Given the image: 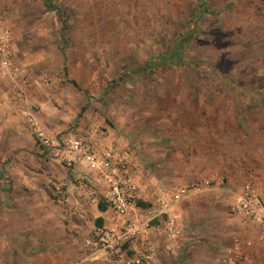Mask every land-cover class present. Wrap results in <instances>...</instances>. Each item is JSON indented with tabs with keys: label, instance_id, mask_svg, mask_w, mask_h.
<instances>
[{
	"label": "rangeland",
	"instance_id": "374dc122",
	"mask_svg": "<svg viewBox=\"0 0 264 264\" xmlns=\"http://www.w3.org/2000/svg\"><path fill=\"white\" fill-rule=\"evenodd\" d=\"M0 19L7 52L36 53L37 76L70 117L55 132L58 146L87 136L82 117L102 139L120 138L106 146L125 149L136 175L165 180L166 191L191 193L206 181L254 187L264 149V0H0ZM169 53H183L184 64L140 71ZM232 167L247 168L246 178ZM93 225L87 236L105 226Z\"/></svg>",
	"mask_w": 264,
	"mask_h": 264
},
{
	"label": "crops",
	"instance_id": "0c3cea01",
	"mask_svg": "<svg viewBox=\"0 0 264 264\" xmlns=\"http://www.w3.org/2000/svg\"><path fill=\"white\" fill-rule=\"evenodd\" d=\"M2 20L0 25L5 23ZM2 31L6 29L0 28L1 260L13 257L15 264H138L145 256L142 264H225L232 256V264H264V243L258 239L257 227L229 211L242 190L240 184L197 183L191 193L174 201V192L164 189L165 180L145 173L137 176L130 162L129 175L137 187L132 218L145 222L146 233L129 246L120 261L101 255L88 259L82 241L93 221L100 219L113 228L119 220L113 222L79 187V180L97 182L96 174L84 162L67 167L66 155L54 143L60 139L55 132L65 130L70 117L54 107L50 87L37 76L36 53H8L9 33L6 38ZM80 119L86 135L98 146L121 145L120 138L102 139L94 124L95 128ZM36 131L50 138L49 149L36 145ZM187 151L193 153V148ZM255 165L260 174L254 175L253 183L264 202V149L259 150ZM246 169L237 167L235 173L246 178L242 174ZM61 185L68 196L65 204L56 202V189ZM235 243L238 248L233 250Z\"/></svg>",
	"mask_w": 264,
	"mask_h": 264
},
{
	"label": "built area",
	"instance_id": "2783aa9c",
	"mask_svg": "<svg viewBox=\"0 0 264 264\" xmlns=\"http://www.w3.org/2000/svg\"><path fill=\"white\" fill-rule=\"evenodd\" d=\"M7 38V31H2ZM35 143L40 148L49 149L52 146L50 138L42 131L34 133ZM60 152L66 155V166L84 162L96 174L98 181L89 182L79 180V187L86 190L89 198L97 204L102 203L104 210L115 220H119L116 227L106 226L93 228L84 239L83 248L91 255L103 257L118 256L120 261L129 246L146 233V224L138 218H132L136 207L137 187L129 175V155L125 149L117 145L98 146L87 136H72L65 139L60 146ZM68 157V158H67ZM61 185L56 189V202L65 204L68 196ZM188 190L179 188L173 193L174 201H180ZM230 212L253 223L258 230V239L264 243V203L258 196L256 189L246 183L230 206ZM136 215V214H135ZM250 245V242L246 243ZM238 248L237 243L233 250ZM147 257L142 256L138 264L145 263ZM234 257L228 256L224 263L232 264Z\"/></svg>",
	"mask_w": 264,
	"mask_h": 264
},
{
	"label": "trees",
	"instance_id": "16d2710c",
	"mask_svg": "<svg viewBox=\"0 0 264 264\" xmlns=\"http://www.w3.org/2000/svg\"><path fill=\"white\" fill-rule=\"evenodd\" d=\"M185 44V40L184 39H178V49H182L184 47ZM184 55L183 53H169L166 56H161L155 59H151V62L144 65V67H142L140 69V71H149L152 68H154L155 66H167V65H176V66H180L182 64H184ZM139 69V68H138ZM101 210H104V207L101 206L100 207ZM99 223V225L101 224V220L99 219L97 221Z\"/></svg>",
	"mask_w": 264,
	"mask_h": 264
}]
</instances>
